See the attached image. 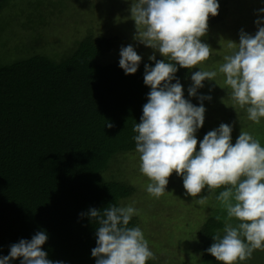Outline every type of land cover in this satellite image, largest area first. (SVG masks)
Instances as JSON below:
<instances>
[{
	"label": "trees",
	"instance_id": "16d2710c",
	"mask_svg": "<svg viewBox=\"0 0 264 264\" xmlns=\"http://www.w3.org/2000/svg\"><path fill=\"white\" fill-rule=\"evenodd\" d=\"M25 1L0 0V23L10 15L17 20L27 3L31 5ZM39 1L41 5L45 0ZM12 6L17 8L13 14ZM41 11L32 9L31 18L42 17ZM32 27L28 20L22 24L24 31ZM113 46L108 39L88 35L59 58L32 54L35 50L28 48L25 55L16 50L20 58L0 56V257L20 239L43 231L48 239L41 248L47 259L96 264L91 251L97 225L81 213L120 206L135 194L133 186L109 174L120 171L121 157L136 153L132 129L150 92L144 66L155 61L142 62L136 73L126 75L119 63H103ZM177 68L175 76L183 86L192 69ZM237 124L228 123L236 131L252 126ZM225 217V210L218 209L197 232L204 251L199 264H220L206 249L214 243L213 235L222 233ZM128 226H138V220L132 217ZM259 252L264 251H254L243 264H264L255 260L264 258Z\"/></svg>",
	"mask_w": 264,
	"mask_h": 264
},
{
	"label": "clouds",
	"instance_id": "9594fccd",
	"mask_svg": "<svg viewBox=\"0 0 264 264\" xmlns=\"http://www.w3.org/2000/svg\"><path fill=\"white\" fill-rule=\"evenodd\" d=\"M218 8V0H132L135 39L154 50L148 59L155 61L154 66H144V84L150 92L140 122L133 126L132 139L139 154V171L150 181L146 187L150 196L159 198L166 192L173 172L182 177L188 196L197 197L205 187L210 194L222 189L215 199L226 212L224 226L222 233L213 235L214 243L206 251L220 264H243L254 251H264V146L247 131H241L233 144L232 127L222 123L204 135L197 151L195 134L203 126L206 109L202 102L195 106L184 98L175 76L177 65L199 68L191 75L188 88V96L195 97L203 81H215L222 74L233 104L254 124L264 119V18L255 21L258 31L254 36L240 31L239 44H229L233 51L223 57L218 69L198 67L211 55L201 37L207 32L209 15L216 16ZM259 12L264 13V8ZM156 52L164 60H156ZM119 55L124 73H136L141 56L133 46L121 47ZM198 99L210 100L211 96ZM208 198L194 202L203 206ZM137 214L133 204H110L103 210L81 213L97 225L96 247L91 251L96 264H146L155 259L142 229L128 226ZM47 239L43 231L30 240L20 239L10 246L7 256L0 257V264L16 258H22L20 264H63L46 258L41 246Z\"/></svg>",
	"mask_w": 264,
	"mask_h": 264
},
{
	"label": "rangeland",
	"instance_id": "374dc122",
	"mask_svg": "<svg viewBox=\"0 0 264 264\" xmlns=\"http://www.w3.org/2000/svg\"><path fill=\"white\" fill-rule=\"evenodd\" d=\"M25 3L28 4L26 10L23 8L24 12L17 20L10 15L8 20L3 19L0 23L1 57L8 58L12 54L13 58H20V52L25 55L28 50H23L28 48L31 52L35 50L32 54L54 55L59 58L88 35L113 42L112 50L103 60L106 64H118L121 47L129 45L141 56L140 63L150 61L148 57L154 54L153 49L145 47L135 39L137 29L130 12L132 0H45L41 5L39 0H26ZM218 4V14L214 17L209 15L207 32L201 37V42L212 50L209 59L198 65L203 70L218 69L223 63V57L233 51L229 44H239L240 31L254 36L258 31L255 21L264 18V13L259 12V9L264 8V0H218ZM32 9H42L45 12L41 11L43 16L40 18H31ZM10 10L13 14L17 8L12 6ZM19 10L21 11L20 8ZM29 10L30 17L26 19ZM42 18L47 19L46 23ZM27 20L34 29H22V24ZM155 56L156 59L164 58L158 52ZM196 71L199 68L193 67L192 74ZM223 79V75L219 73L215 81L206 79L203 81L204 87L197 90L195 97L188 96L191 79L182 86L186 100L195 106L202 102L206 109L203 126L195 134L197 151L204 135L218 128L220 124L235 121L238 128H245L251 122L247 119L246 112L233 104ZM199 96H211V99L200 101ZM251 123L252 126L247 132L255 138L258 135L264 138V119L260 124ZM236 130L234 128L231 133L233 144L242 131ZM119 170L117 173L114 170L109 175H115L116 179L136 190L133 197L122 201L121 205L133 204L138 210V214L133 217L138 220V227L142 229L155 256L154 260L149 261L153 264L201 263L204 251L197 244L196 235L210 215H216L218 209H223L215 199L219 189L210 194L205 187L197 197L188 196L183 188L182 177L173 172L168 178L166 192L159 198H154L146 191L150 181L139 171L137 152L121 157ZM207 196L209 198L205 205L195 204V199ZM261 253L264 255V252H259L258 255ZM255 260L263 261L264 258Z\"/></svg>",
	"mask_w": 264,
	"mask_h": 264
}]
</instances>
